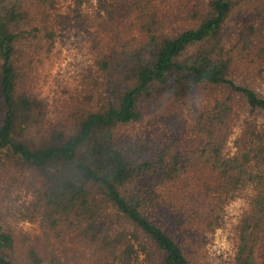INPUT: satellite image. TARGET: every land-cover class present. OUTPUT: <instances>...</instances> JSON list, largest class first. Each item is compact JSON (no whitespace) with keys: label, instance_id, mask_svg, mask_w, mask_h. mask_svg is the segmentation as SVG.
<instances>
[{"label":"trees","instance_id":"trees-1","mask_svg":"<svg viewBox=\"0 0 264 264\" xmlns=\"http://www.w3.org/2000/svg\"><path fill=\"white\" fill-rule=\"evenodd\" d=\"M72 31L92 64L54 120L32 74ZM263 84L264 0H0V264H198L237 198L230 264H261Z\"/></svg>","mask_w":264,"mask_h":264},{"label":"rangeland","instance_id":"rangeland-1","mask_svg":"<svg viewBox=\"0 0 264 264\" xmlns=\"http://www.w3.org/2000/svg\"><path fill=\"white\" fill-rule=\"evenodd\" d=\"M93 2L95 3V0H93ZM260 4V1H254L251 2V4L248 3L237 7L233 11L225 27L226 34L233 39L242 28L253 24V18L256 15L255 9L258 5L260 6ZM73 34L74 31L66 34L64 42L58 45L53 63L49 64V62L45 65L46 69L40 67L32 74L33 83L35 85L34 89L39 90L43 96L49 97L52 103L51 111H56L55 117L53 116L54 120L58 118V115L63 114V101L69 98V94H67L68 91H73L74 89L80 91L83 88H87L85 81H88L86 77H83L82 67H87L92 64V56H90V59L84 56L88 52L89 46L86 43V49H84V43L81 46V50H79L80 45L78 46V43H75L76 39L70 37V35ZM85 35L86 34H84V36ZM262 87V89H264V84ZM259 91L262 92L260 89ZM152 123V116L149 115L146 121L125 127L122 129V133L131 137H145L148 132L154 130L155 126ZM158 129V132L161 134L164 133L162 124L159 125ZM230 148L232 151H235L232 142L230 143ZM8 179L12 181L13 185L15 179L7 178L6 174H0V184L4 185V182ZM14 188L15 187H13V189ZM246 209L247 200L245 198H237L224 205L221 227L214 233L208 234L203 245H196L194 247V251L197 252L196 258H198V264L231 263V260L235 256L234 231ZM28 227V225L25 226V228ZM260 248L262 250L261 246ZM258 255L259 261L261 264H264V253L259 251Z\"/></svg>","mask_w":264,"mask_h":264}]
</instances>
